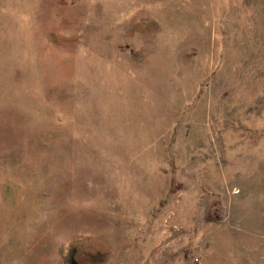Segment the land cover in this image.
<instances>
[{
	"label": "rangeland",
	"instance_id": "obj_1",
	"mask_svg": "<svg viewBox=\"0 0 264 264\" xmlns=\"http://www.w3.org/2000/svg\"><path fill=\"white\" fill-rule=\"evenodd\" d=\"M0 264H264V0H0Z\"/></svg>",
	"mask_w": 264,
	"mask_h": 264
}]
</instances>
